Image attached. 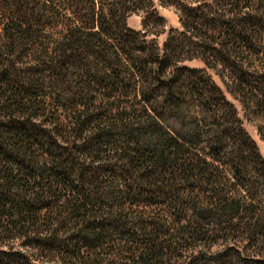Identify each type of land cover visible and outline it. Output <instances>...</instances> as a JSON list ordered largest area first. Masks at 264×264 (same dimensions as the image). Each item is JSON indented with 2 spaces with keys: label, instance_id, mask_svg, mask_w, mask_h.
Listing matches in <instances>:
<instances>
[{
  "label": "trees",
  "instance_id": "1",
  "mask_svg": "<svg viewBox=\"0 0 264 264\" xmlns=\"http://www.w3.org/2000/svg\"><path fill=\"white\" fill-rule=\"evenodd\" d=\"M161 1L0 0V264H264V0Z\"/></svg>",
  "mask_w": 264,
  "mask_h": 264
},
{
  "label": "rangeland",
  "instance_id": "2",
  "mask_svg": "<svg viewBox=\"0 0 264 264\" xmlns=\"http://www.w3.org/2000/svg\"><path fill=\"white\" fill-rule=\"evenodd\" d=\"M154 3H155V6H156L159 14L161 16H163L166 20V23H165V25H166L165 30L166 31L169 30L171 27H173V28H179L180 27L179 12L175 6L165 5L162 3L161 0H154ZM142 19H143L142 14H134V15L130 16L128 19L129 27H131L135 30H141L142 29ZM166 35H167L166 33H163V32L161 33V31H160L158 35L152 36V37H154L156 39V41L159 43V45H162L166 39ZM188 65L194 66V67H201L202 62L193 61V62H190ZM236 105L239 109V115L242 117V112H241V109H240L237 102H236ZM244 126L246 127V129L248 130L250 135L253 137V139L256 141L260 152L264 156V141H262L260 139V136H259L256 128L249 125L246 121H244ZM47 258H50V256L44 258V261H46ZM47 264H50V263H47Z\"/></svg>",
  "mask_w": 264,
  "mask_h": 264
}]
</instances>
